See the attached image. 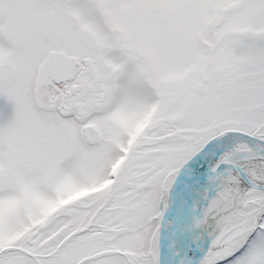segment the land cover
Masks as SVG:
<instances>
[{
  "label": "snow or ice",
  "instance_id": "snow-or-ice-1",
  "mask_svg": "<svg viewBox=\"0 0 264 264\" xmlns=\"http://www.w3.org/2000/svg\"><path fill=\"white\" fill-rule=\"evenodd\" d=\"M0 264H264V0H0Z\"/></svg>",
  "mask_w": 264,
  "mask_h": 264
}]
</instances>
